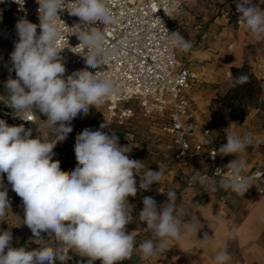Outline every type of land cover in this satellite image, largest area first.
<instances>
[{
    "label": "clouds",
    "instance_id": "1",
    "mask_svg": "<svg viewBox=\"0 0 264 264\" xmlns=\"http://www.w3.org/2000/svg\"><path fill=\"white\" fill-rule=\"evenodd\" d=\"M23 4V0H18ZM39 5V24L20 19L16 24L19 37L10 54L16 79L8 78L5 103L15 109V115L25 121L32 120L33 108L47 116L50 132L55 143L42 134L33 139L31 129L23 125L9 126L0 119V218L10 209L7 191L2 189L3 174L12 190L22 199L25 223L40 241L39 249L27 251L24 247L13 248L10 231L0 233V264H55L68 259L69 249L82 257H88V264L100 260L102 264H121L136 251L135 238L126 232V225L133 222V205L128 197H135L138 191L136 175L140 176L139 189L148 191L153 183H160L161 170H145L142 161L130 159V146H120L119 137L109 135L103 129L110 123H102L100 130L85 128L76 137L74 147L77 166L72 171H62L59 160H53L54 147L72 132L70 122L78 114H87L90 108H100L105 102L119 94L113 79L98 69L115 54L105 45V32L95 26L97 22L107 26L115 22L106 0H36ZM264 3V0H261ZM237 11L239 22L256 40H264V10L252 4V0H239ZM67 9L70 15L79 18L74 27H67L60 19L59 11ZM41 30L37 34V28ZM64 28L72 29L69 35H76L80 43L75 47L81 54L86 68L75 71L65 78V64L62 51L69 47L61 43ZM168 43L183 53L193 45L178 31L168 34ZM87 49L85 52L84 50ZM248 81L241 74L234 78V85ZM27 89V90H26ZM27 117V119H25ZM33 121V120H32ZM227 143L219 148L223 155L242 153L253 143L251 134L226 132ZM230 180L223 186L238 195L248 190L250 177H245L247 164L243 159L231 161ZM218 171L222 170L217 168ZM192 182L199 181L210 191L216 185L199 172L192 176ZM163 193V192H161ZM167 202L158 211L152 197L143 198V209L138 219L151 230V239L139 245L142 258L148 259L165 248L167 240L190 239L197 234L199 223L196 216L184 222L175 215L177 195L174 189L167 191ZM67 222V223H66ZM41 232H47L61 247L53 248L39 239ZM210 237L205 233L202 242ZM159 240L157 245L155 242ZM7 251L5 252V250ZM231 259L227 251H219L215 264H228Z\"/></svg>",
    "mask_w": 264,
    "mask_h": 264
},
{
    "label": "crops",
    "instance_id": "2",
    "mask_svg": "<svg viewBox=\"0 0 264 264\" xmlns=\"http://www.w3.org/2000/svg\"><path fill=\"white\" fill-rule=\"evenodd\" d=\"M233 2L235 0H184L176 14V21L181 35L193 47L187 53L178 50V56L188 62L196 72L197 79L188 96L197 117L208 121L215 137L219 139L218 152L227 143L226 132L248 133L253 138V143L237 156L219 153L223 164L228 165L235 159H243L250 170L264 169V109L251 107L246 116L239 120L231 117L229 108L224 107L221 101V97L231 86V66L247 64L260 80L261 102L264 106V40H256L243 23L239 22L241 13L232 9ZM252 4L264 10L261 0H252ZM28 21L38 25L36 19ZM16 24L12 17L0 16V79L4 82L0 92L5 97L8 96L6 81L10 76L17 78L10 58L15 43L19 40ZM13 25L15 28H12ZM38 29L39 27L37 34ZM106 112L94 116L92 121L88 117L91 113L78 114L70 122L73 137L76 139L80 132L85 128L91 129L94 123L102 124V117ZM140 117L157 125L155 129L151 126L148 129L150 137L160 134L157 144L146 145L143 141L139 142L136 132L128 127ZM96 130H100V127ZM151 130L156 133H151ZM103 131L106 132L105 129ZM127 132H134L136 139L129 141L126 138ZM112 134L119 137L120 146L131 147V152L128 153L130 159L142 161L144 169L141 171L161 170L163 178L160 182L174 186L177 195L175 215L184 222H190L195 215L199 222L196 225L197 234L193 233L190 239H169L163 251L148 259L142 258L139 245L153 237L151 230L147 229L146 223L139 221L138 216L143 209L144 197H152L156 202L158 197L153 188L150 187L148 191L140 190L137 183L136 196L128 197L129 204L134 206L133 222L126 225V232L135 238L136 251L121 264H215V256L219 251H227L230 255L228 264H264V195L252 191L239 197L229 188L217 184L215 191H210L207 186H186L185 178L207 168V164L201 159H174L172 151L166 147L168 137L159 129V120L155 117L138 115L122 127L113 126ZM198 139L203 141L202 137ZM74 147L75 142L67 140L54 147V159L60 161L62 171H72L77 166ZM166 157L169 158L165 159ZM2 189L7 191L10 209L5 217L0 218V233L11 232L13 248L24 247L27 251L39 249L40 241L23 223L24 205L22 199L12 190L7 174H3ZM167 199V195L161 198L162 207ZM205 233L210 239L202 242ZM39 239L55 247L54 237L47 232H41ZM155 242L157 245L160 243L159 240ZM71 251L74 259L68 264H88V257ZM93 264L102 262L95 260Z\"/></svg>",
    "mask_w": 264,
    "mask_h": 264
},
{
    "label": "built area",
    "instance_id": "3",
    "mask_svg": "<svg viewBox=\"0 0 264 264\" xmlns=\"http://www.w3.org/2000/svg\"><path fill=\"white\" fill-rule=\"evenodd\" d=\"M69 0H65L68 3ZM184 0H106L115 22L103 25L97 22L95 26L105 32V45L109 52L115 54L98 69L88 68L91 72L106 71L104 75L113 79L119 89V94L105 102L106 114L102 117V123H110L105 128L111 135L112 127H122L126 122L141 115L155 117L159 120V129L168 137L166 147L172 151L176 160L201 159L207 164V168L196 171L201 176H206L219 186H223L230 180L231 170L223 164L219 157L217 139L212 131L210 123L199 119L191 105L188 93L197 79L193 68L178 56V49L168 43V34L178 31L176 14ZM39 5L36 0H0V16L8 15L16 22L20 19H38ZM59 16L67 27H74L79 23V18L70 15L67 9L59 11ZM15 28V25L12 26ZM64 28L61 43L69 47L60 54L65 64V78L75 71L83 70L87 66L81 54L74 53L83 50L75 48L80 41L76 35H69L72 29ZM38 29V33H40ZM72 49V52L71 51ZM85 52L87 49L84 50ZM4 82L0 79V87ZM27 90V89H26ZM7 97L0 92V119L6 121L9 126L23 125L25 129H31L30 138H37L41 134L50 142L55 143V136L50 132L46 122L47 116L33 108L32 120L25 121L15 115V109L10 108L5 101ZM27 119V117H25ZM100 123L91 125L92 130L100 127ZM51 133V136H50ZM202 137V140L198 138ZM126 138L134 141V132H127ZM205 139V142H204ZM75 142L71 133L65 139ZM61 141H58L59 143ZM207 142V145H205ZM56 143V144H57ZM134 159V158H132ZM53 160L54 156H53ZM247 164L245 177H250L249 188L244 195L254 191L264 195V169L250 170ZM217 168L222 170L218 171ZM193 174V175H194ZM192 175V176H193ZM192 176L185 178L188 187H205L199 181L193 183ZM137 183L140 176L136 175ZM154 194L158 197L157 208L162 207L161 198L166 196L169 189H174L172 184L153 183L150 185ZM176 191V190H175ZM163 192V193H161ZM55 241V247H61L60 241ZM68 259L57 264H68L74 259L71 249L67 252Z\"/></svg>",
    "mask_w": 264,
    "mask_h": 264
},
{
    "label": "trees",
    "instance_id": "4",
    "mask_svg": "<svg viewBox=\"0 0 264 264\" xmlns=\"http://www.w3.org/2000/svg\"><path fill=\"white\" fill-rule=\"evenodd\" d=\"M237 2L232 4V9L237 10ZM235 5V6H234ZM231 86L221 97L223 106L229 108L231 117L242 120L248 113L249 108H262L261 102V83L253 74L247 64L231 66ZM241 74L248 76V81L240 85H234V78Z\"/></svg>",
    "mask_w": 264,
    "mask_h": 264
},
{
    "label": "rangeland",
    "instance_id": "5",
    "mask_svg": "<svg viewBox=\"0 0 264 264\" xmlns=\"http://www.w3.org/2000/svg\"><path fill=\"white\" fill-rule=\"evenodd\" d=\"M235 3V2H233ZM235 6V5H234ZM184 60V59H183ZM188 63V62H187ZM189 64V63H188ZM196 73V72H195ZM106 110V105L104 104L103 106H101L100 108L96 109V108H90L89 109V113H91V115H89V119H93V117L97 116V115H101L102 113L104 114ZM96 120H99L98 118H96ZM149 119L146 120V118L144 117H140L138 120H136L133 124L128 125L129 128L133 129L136 132V135H138V140L143 141V143H146V145L152 143V145L157 144V142H159V135L157 134V136L155 137H150L149 136V130L150 126L153 127V129L157 128L156 124H153L152 121H148ZM139 121V122H138ZM92 122H89V124H91ZM152 129V128H151ZM157 130V129H156ZM152 131V130H151ZM158 131V130H157ZM148 133V134H147ZM151 133L155 134L156 131H152ZM159 133V132H157ZM145 145V144H144ZM169 157H166L165 159H168ZM150 162V159H149Z\"/></svg>",
    "mask_w": 264,
    "mask_h": 264
}]
</instances>
